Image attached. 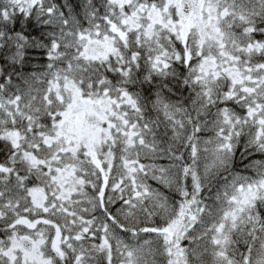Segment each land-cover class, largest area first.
Returning <instances> with one entry per match:
<instances>
[{
    "label": "snow or ice",
    "instance_id": "obj_1",
    "mask_svg": "<svg viewBox=\"0 0 264 264\" xmlns=\"http://www.w3.org/2000/svg\"><path fill=\"white\" fill-rule=\"evenodd\" d=\"M0 264H264V0H0Z\"/></svg>",
    "mask_w": 264,
    "mask_h": 264
}]
</instances>
